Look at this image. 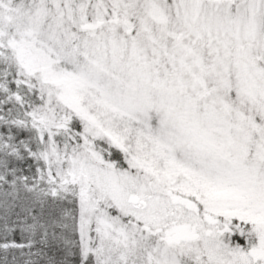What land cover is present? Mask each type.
<instances>
[{
	"label": "snow or ice",
	"instance_id": "6c2138e0",
	"mask_svg": "<svg viewBox=\"0 0 264 264\" xmlns=\"http://www.w3.org/2000/svg\"><path fill=\"white\" fill-rule=\"evenodd\" d=\"M0 264H264V0H0Z\"/></svg>",
	"mask_w": 264,
	"mask_h": 264
}]
</instances>
